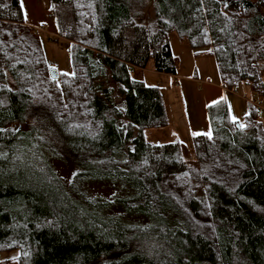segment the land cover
<instances>
[{
	"label": "trees",
	"instance_id": "obj_1",
	"mask_svg": "<svg viewBox=\"0 0 264 264\" xmlns=\"http://www.w3.org/2000/svg\"><path fill=\"white\" fill-rule=\"evenodd\" d=\"M49 2L72 20L70 72L54 77L19 0H0V254L16 251L18 264L116 253L128 254L104 264H264V0ZM172 35L214 58L225 91L245 85L257 98L242 125L225 99L209 105L211 134L193 138L192 163L179 142L145 139L168 125L163 94L131 77L149 60L176 75ZM107 73L123 108L99 84ZM49 152L80 166L83 191H65ZM95 181L113 193L92 195Z\"/></svg>",
	"mask_w": 264,
	"mask_h": 264
},
{
	"label": "rangeland",
	"instance_id": "obj_2",
	"mask_svg": "<svg viewBox=\"0 0 264 264\" xmlns=\"http://www.w3.org/2000/svg\"><path fill=\"white\" fill-rule=\"evenodd\" d=\"M21 12L25 22L30 27L34 28L39 35L43 49L45 52L46 61L49 65L51 75L56 73H69L70 63H69V39L72 34V20L71 13L67 6H61L57 9L56 13H51L50 7L51 3L49 0H20ZM150 8L145 10V13H151ZM56 24L58 34L54 33V26ZM128 38H132V32L127 31ZM177 38L172 35L170 38ZM178 40V38H177ZM182 44L188 52L191 50L181 41ZM175 53H177L175 49ZM177 58L176 64L178 65V74L183 76L189 69L184 61ZM195 67L197 68L199 75V83L210 81L214 84H220V79L217 71V66L213 57H206L204 59L195 60ZM181 76V77H182ZM131 77L135 80L144 82L146 86L159 87L163 94V100L166 110L167 119L169 125L161 129H153L145 131V139L155 145H163L172 143L174 139H178V142L183 146L184 151L187 155V162H194V152H193V141L189 135L187 129L185 117H184V107L186 100L182 95L175 89L171 87L173 84L172 78L165 76L163 74L156 73L152 68V62L149 60L144 68H132ZM103 88H107L110 91V101L117 108H123L124 97L119 93V86L110 80V75L107 73L106 79L99 82ZM225 99L228 107L229 118L237 121L239 124H243L244 116L247 112V103H254L256 100L251 93L250 89L245 85L237 86L233 91L223 92V98ZM185 100V101H184ZM264 106H261L260 110L263 114ZM264 121V116L261 117ZM127 151L131 150L132 146L129 143L126 145ZM184 153V154H185ZM45 161L56 171L57 177L60 180L65 191H70L72 185L75 183L79 185V189L82 191L84 187L82 185L81 179V168L74 162L64 161L56 158L52 153H47L45 156ZM97 182L89 189L92 195L97 197H106L108 194H112L114 190L108 187L97 185ZM87 190V189H86ZM85 190V191H86ZM118 192H116L117 194ZM128 193V192H127ZM127 193H123L127 195ZM115 194V193H114ZM119 209L113 212V216H116ZM127 221H131L133 225L146 227L144 220L137 218H126ZM128 253H116L109 255L107 257L101 258L95 264H104L112 261H118L126 257ZM16 251H10L0 254V264H17ZM104 260V261H103Z\"/></svg>",
	"mask_w": 264,
	"mask_h": 264
},
{
	"label": "crops",
	"instance_id": "obj_3",
	"mask_svg": "<svg viewBox=\"0 0 264 264\" xmlns=\"http://www.w3.org/2000/svg\"><path fill=\"white\" fill-rule=\"evenodd\" d=\"M54 28V33L58 34L56 24ZM169 43L172 55L176 59V62L177 58H179L181 61L185 62L186 66L188 67L186 69H189L188 72L183 74V76L181 75V77L178 74L179 69L177 65L176 75H165L172 78V88L175 87V89L178 91L180 90L179 93L182 95V97H184L185 100L186 98H189V101L186 100L184 107V117L187 129L189 131L188 133L192 140L197 136H210L211 127L209 124L206 108L209 105L222 100L223 92H225V90L223 89L221 83L218 85L214 84L210 81V79L199 83V75L194 61L210 56H194L193 52H188L182 44H179L180 42H178L177 38H170ZM175 49L177 53H175ZM175 141L178 142V139H174L173 142Z\"/></svg>",
	"mask_w": 264,
	"mask_h": 264
},
{
	"label": "built area",
	"instance_id": "obj_4",
	"mask_svg": "<svg viewBox=\"0 0 264 264\" xmlns=\"http://www.w3.org/2000/svg\"><path fill=\"white\" fill-rule=\"evenodd\" d=\"M253 104H255V103H253ZM256 105V104H255ZM256 106H258L259 108H261V105L260 104H257ZM263 111H264V109H263Z\"/></svg>",
	"mask_w": 264,
	"mask_h": 264
},
{
	"label": "water",
	"instance_id": "obj_5",
	"mask_svg": "<svg viewBox=\"0 0 264 264\" xmlns=\"http://www.w3.org/2000/svg\"><path fill=\"white\" fill-rule=\"evenodd\" d=\"M52 77H54V76H52Z\"/></svg>",
	"mask_w": 264,
	"mask_h": 264
}]
</instances>
